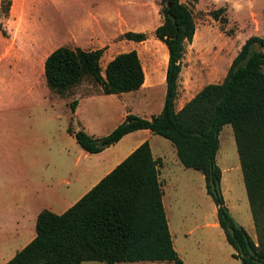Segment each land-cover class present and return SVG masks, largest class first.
<instances>
[{
	"label": "rangeland",
	"instance_id": "1",
	"mask_svg": "<svg viewBox=\"0 0 264 264\" xmlns=\"http://www.w3.org/2000/svg\"><path fill=\"white\" fill-rule=\"evenodd\" d=\"M82 1L16 0L12 13L10 10L8 15L0 16L5 30V34L0 31V238L2 235L5 246L9 244L8 254L0 256L1 263L8 262L30 243L32 234L27 236L17 230L25 228L22 223L26 218L28 225L34 219L36 234L41 210L64 213L106 170L117 166L115 162L126 153L123 148L118 150L121 144L100 153H87L69 131L70 128L74 132L83 130L94 138L109 135L127 113L117 95H102L99 84L85 79L70 90L68 98H61L47 82V57L61 46H71L68 34L77 26L73 22L92 8V4L87 3L81 6ZM183 1L193 7L197 30L193 41L186 45L177 109L206 85L221 83L250 37L264 39V0H231L239 8L232 10L231 16L224 12L222 17L229 20L224 23L212 16L215 8L211 0ZM157 5L155 21L145 25L148 28L146 41L137 44L124 36V41H115L101 58L103 74L114 57L134 48L148 75L157 59L161 60L158 69L163 70L162 63L168 61V49L155 36L156 27L163 21L160 1ZM26 29L31 39L25 38ZM81 48L86 51L97 49ZM163 88L166 91V86L154 88V93L160 94V101L164 102ZM154 93L148 101L151 105L145 108L147 116H151L150 112H158L156 108L160 101ZM74 100L82 101L77 116L72 112ZM149 133L144 137L152 145L153 156L163 161L159 167L163 203L179 256L186 264H230L235 250L222 230L213 227V223L218 222L217 206L207 193L203 173L181 164L169 139ZM233 133L232 126L227 124L219 136L217 163L223 173L221 190L234 220L256 239ZM89 165L96 168L95 172L88 171ZM117 264L174 263L135 261Z\"/></svg>",
	"mask_w": 264,
	"mask_h": 264
},
{
	"label": "trees",
	"instance_id": "2",
	"mask_svg": "<svg viewBox=\"0 0 264 264\" xmlns=\"http://www.w3.org/2000/svg\"><path fill=\"white\" fill-rule=\"evenodd\" d=\"M0 3V16L8 15L12 0ZM160 4L163 21L155 36L168 49L162 111L151 119L128 114L102 138L83 130L69 131L91 154L103 152L138 130L169 139L181 164L203 173L207 193L217 206L219 225L235 250L233 257L242 264H264V39L250 37L223 81L206 85L178 110L186 45L193 41L197 25L190 4L182 0H160ZM226 11L215 9L212 16L228 22L222 17ZM0 31L5 34L1 23ZM124 37L142 43L147 34L127 32ZM103 54L104 49L57 48L45 61L49 87L64 97L85 79L99 84L103 95L137 91L144 85L145 71L137 50L114 57L105 74ZM77 104V100L72 102L73 112ZM227 124L234 131L257 241L234 220L222 194L217 153L220 133ZM160 166L162 160L155 159L149 142H144L64 213L43 209L37 217L35 238L6 264H184L168 226Z\"/></svg>",
	"mask_w": 264,
	"mask_h": 264
},
{
	"label": "crops",
	"instance_id": "3",
	"mask_svg": "<svg viewBox=\"0 0 264 264\" xmlns=\"http://www.w3.org/2000/svg\"><path fill=\"white\" fill-rule=\"evenodd\" d=\"M159 1L160 0H84L80 2L79 4L83 7L86 5V3L92 4L90 6L92 8L88 10L85 16L79 17L73 22L77 26L74 30H71L70 33L68 34V38L70 40L69 43L71 44L70 48L75 49V48H81V47H88V48L97 47V49H104V52H105L106 50H110L113 47L114 45L113 43L115 41L117 40L124 41L123 36L127 32L145 33L146 30L148 29L145 25L153 24V22L156 19V16L158 14L157 3L159 4ZM211 1L213 2L212 4L214 5L215 9L222 8V7L227 8L226 12H229L230 16H231L232 10H235V8H239V5L231 2V0H211ZM15 5H16V0H12L11 13L14 10ZM61 6H62V3H61ZM20 14L23 16V13L21 11H20ZM252 14H254L253 11H252ZM229 18L230 20L231 18L233 19V17H229ZM25 35H26L25 38L31 39L28 29H26ZM122 49H125V48H122ZM135 49L136 48H134V50ZM1 61L2 59H0V62ZM160 62L161 60L157 59V61L152 66V68L148 70L149 75L145 72V83L139 90L132 91V92H125V93H121L117 95L119 97L118 101L121 103L123 108L126 109L127 111V113L124 114L123 119H125V117L128 114L140 115L142 117H146V118L148 117L147 119H151L154 115H157L162 111L164 102L163 100L160 101V94H158L157 96L155 95L154 88L166 86V72L168 71L167 70L168 61L166 59L165 63H162L163 70L158 69L159 68L158 63ZM69 93L64 97L63 96H60V97L68 98ZM153 93H154V96L157 97L156 99L160 101L159 106L156 108L157 109L156 111L158 112L157 113L152 112V114L150 112L149 114L151 116H147V114H144L145 108H148L151 105L148 101H150V97L151 95L153 96ZM162 93L163 94L165 93L166 95V91L164 90V88H163ZM87 97L92 98V97H99V96H87ZM87 97H81V98L83 99ZM164 100H165V96H164ZM114 101H116V99ZM81 103L82 101H78L75 112L72 111L75 116L79 114ZM186 103H182L178 110H180ZM149 132L151 131L150 130H138V131L129 133L126 136H124L118 143L107 148L106 150H109L121 144V147H119L118 150H120V148H123V151H126L125 155L122 158H120L118 162H115V164L118 165L119 162H122L127 156H129L140 145L148 141L144 137V134L148 135L150 134ZM150 146L152 149L151 144ZM152 153H153V150H152ZM154 158L158 159L156 157ZM162 164H163V161H162ZM115 167L116 166L114 165L110 169L106 170V172H104V174H102L101 177L98 178V180H96V182L90 185V187L87 190H85L84 193L76 199V201L79 200L82 196H84L95 184H97L103 177H105L108 173H110ZM88 169H89L88 170L89 172L93 173L95 172L96 168L93 165H89ZM160 174H161V170H160ZM22 225L25 226V228H21V229L17 228V230L22 231L24 235H27V236L32 234L30 238V242H31L36 236V234H34V226H35L34 219H33V222L29 224L31 225L30 228H28L29 225H28L27 218L23 221ZM213 227L216 229L220 228L223 232L222 233L223 236L226 237L225 232L219 225V222L213 223ZM9 238H13V237H9ZM9 238H7V240ZM1 239H2V235L0 238V256L2 254L7 255L9 244L7 243V246H5L3 243L4 238L2 239V241ZM254 240L257 241V238ZM173 243H174V240H173ZM233 254L234 253H232V257H231L232 261H230V264H242L241 260L233 257ZM6 263L7 262L5 263L0 262V264H6ZM183 263L186 264L184 260H183Z\"/></svg>",
	"mask_w": 264,
	"mask_h": 264
}]
</instances>
